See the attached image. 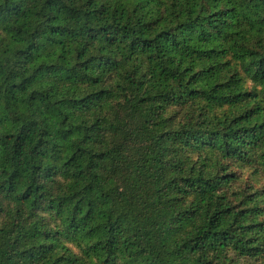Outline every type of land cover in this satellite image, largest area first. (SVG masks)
Instances as JSON below:
<instances>
[{
	"label": "trees",
	"instance_id": "obj_1",
	"mask_svg": "<svg viewBox=\"0 0 264 264\" xmlns=\"http://www.w3.org/2000/svg\"><path fill=\"white\" fill-rule=\"evenodd\" d=\"M0 264H264V0H0Z\"/></svg>",
	"mask_w": 264,
	"mask_h": 264
}]
</instances>
